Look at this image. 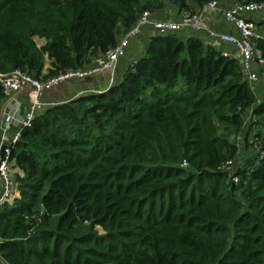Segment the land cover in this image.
<instances>
[{"label": "trees", "instance_id": "1", "mask_svg": "<svg viewBox=\"0 0 264 264\" xmlns=\"http://www.w3.org/2000/svg\"><path fill=\"white\" fill-rule=\"evenodd\" d=\"M191 1L214 0H0V73L86 68L143 12H193ZM254 44L264 56V39ZM221 52L152 34L109 86L22 127L0 264H264V142L237 184L221 168L237 156L244 114L264 119V99Z\"/></svg>", "mask_w": 264, "mask_h": 264}, {"label": "built area", "instance_id": "2", "mask_svg": "<svg viewBox=\"0 0 264 264\" xmlns=\"http://www.w3.org/2000/svg\"><path fill=\"white\" fill-rule=\"evenodd\" d=\"M207 5L209 7H219L218 2L215 0ZM247 13L263 16L264 0H233L225 10L223 9V19L231 22L238 29V33L234 35L205 27L202 24L200 12L185 11L178 19L172 20L156 19L151 11H145L140 15L135 25L128 32L121 35L114 47L103 54L95 56L86 68L70 69L46 78H34L21 70H15L9 74L0 73L4 92L3 106L0 112V207L9 198L14 185L13 173L10 168V151L20 137L21 128L29 126L37 113L43 108L54 104L44 100L45 94L65 82L83 80L99 75L100 72L115 69L118 60L124 56L130 39L138 36L145 26H151L159 34L175 33L181 28H189L196 32L204 30L209 38L231 45L235 50V54L228 50H222L221 53L223 56L235 57L239 60L253 89L255 82L258 80L255 67L264 65V56L256 49L254 40L264 39V23L259 25L256 19L248 18ZM26 89L29 90L27 91V102L20 97ZM259 102L258 100L256 104H259ZM9 131H11L10 136ZM236 138L238 142L247 138L244 128ZM249 142L254 145L257 152H261L263 142L258 141L257 138ZM232 161H227L221 168L227 173L228 179L233 184H237L239 175H237V169L234 168ZM183 164H185V161H183Z\"/></svg>", "mask_w": 264, "mask_h": 264}, {"label": "crops", "instance_id": "3", "mask_svg": "<svg viewBox=\"0 0 264 264\" xmlns=\"http://www.w3.org/2000/svg\"><path fill=\"white\" fill-rule=\"evenodd\" d=\"M232 1L233 0L219 1L218 2L219 7H209L207 4L202 7H198L197 5H195L193 1H191L190 3L193 6L192 8L193 11L201 13L202 24L205 27L235 35L238 33L237 27L231 22L225 21L222 16L223 9L225 10V8H227ZM180 15L181 13L178 12L177 9L169 3H166L163 9L154 12V17L156 19L175 20L178 19ZM246 16L250 19H256L259 17L260 21H263L264 18V15L262 16L255 13H247ZM155 33L156 31L151 26H145L138 36L130 39L124 56H122L116 64L113 75L114 77L112 80H110V78L107 79L105 77V74H101V75L99 74L83 80L68 81L63 83L65 84L63 89L55 88L51 90L49 94L47 93L44 96L45 100L52 101L53 103H59L66 101L69 98H73L78 94H81L79 92L80 90L86 91L92 88H97V87L105 88L109 86L115 79L119 78L122 75V73H124L126 68L131 63H133L140 56H142L148 44L149 37ZM175 33L183 40L187 39L190 36L199 37L205 44H210L216 47L217 49L228 50L231 53L235 54V50L231 45L209 38V36L204 30L196 32L189 28H181ZM255 71L258 76V80L255 82L253 90L255 91L259 101H262L264 99V65L255 67ZM27 91L29 90L26 89L20 96L25 101H27L28 99ZM2 106L3 105L1 101L0 112L2 110ZM244 115H247L248 117L252 116L253 118H256V116L252 114V109L248 110ZM8 134L10 136L11 131H9ZM0 192H1V182H0Z\"/></svg>", "mask_w": 264, "mask_h": 264}, {"label": "rangeland", "instance_id": "4", "mask_svg": "<svg viewBox=\"0 0 264 264\" xmlns=\"http://www.w3.org/2000/svg\"><path fill=\"white\" fill-rule=\"evenodd\" d=\"M256 20L259 22V25H262L264 22V21H260L259 17L256 18ZM99 74L100 75L105 74V77L107 79L110 78V80H112L114 77L113 76L114 75V69L110 70V71L100 72ZM64 86H65V84H60V85H57L56 87H54L53 89H55V88L56 89H63ZM53 89H51V90H53ZM50 91H48L47 93L49 94ZM44 100H45V97H44ZM47 101L52 102L49 100H47ZM244 120H245L244 129H245V133H246L247 138L238 142V140L236 138L238 134L236 136H231V141L234 142L238 148L237 156L232 161L233 166L236 169L238 167L243 166V164L247 163L250 159H252L257 154V149L249 141L257 138L258 141L264 142V119L260 120V118H257V117L253 118L252 116L248 117L247 115H244ZM222 126H223L222 124H219L220 132H221V130H224L223 129L224 127H222Z\"/></svg>", "mask_w": 264, "mask_h": 264}, {"label": "water", "instance_id": "5", "mask_svg": "<svg viewBox=\"0 0 264 264\" xmlns=\"http://www.w3.org/2000/svg\"><path fill=\"white\" fill-rule=\"evenodd\" d=\"M103 88L101 87H97V88H92V89H89V90H86V91H93V90H96V91H101ZM86 91H79L80 93H83V92H86Z\"/></svg>", "mask_w": 264, "mask_h": 264}]
</instances>
